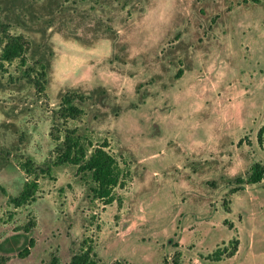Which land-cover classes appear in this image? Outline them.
<instances>
[{"label": "rangeland", "instance_id": "1", "mask_svg": "<svg viewBox=\"0 0 264 264\" xmlns=\"http://www.w3.org/2000/svg\"><path fill=\"white\" fill-rule=\"evenodd\" d=\"M14 36L24 63L1 58ZM66 94L82 113L63 122ZM64 129L114 156L112 202L56 162ZM254 163L264 168V0H0V264H70L88 245L98 264L176 251L180 264H264ZM27 179L35 200L14 207Z\"/></svg>", "mask_w": 264, "mask_h": 264}, {"label": "trees", "instance_id": "2", "mask_svg": "<svg viewBox=\"0 0 264 264\" xmlns=\"http://www.w3.org/2000/svg\"><path fill=\"white\" fill-rule=\"evenodd\" d=\"M252 2H259V0H251ZM27 43L21 36H14L8 39L3 47L1 58L5 61H12L19 59L21 63L26 61ZM181 69L178 70V74ZM37 77L34 80V86L39 93H44L47 84V71L44 65H40L37 71ZM82 98V97H80ZM82 113V109L74 104V99L66 94L62 97L59 108L54 112V117L66 122L67 119H74ZM65 125V124H64ZM263 127L259 132V139L261 140V133ZM50 137L53 140H58L59 137H54L53 127L50 131ZM56 152V162L70 163L77 167V172L89 174L92 185L90 191L96 198L103 199L105 203L112 202V190L119 183V174L115 168L114 156L105 149V145L95 147L91 152H88L82 137L76 135L73 130L68 131L64 129V137L54 148ZM22 170L27 174H33L36 171L33 162L30 159L25 160L20 164ZM42 173L45 171L43 169ZM264 174V168L260 163H254L251 166L250 173L246 178V183L256 184L259 183ZM3 192L4 189L0 187ZM38 191V181L36 179L26 180L20 192L15 196H9L8 202L14 207L29 204L35 200V194ZM26 231L29 230L30 225L24 226ZM33 246V240L30 239L28 246L21 250L18 255L24 257L29 254V248ZM180 253L176 251L171 261L165 259L163 264H180ZM6 258H1L5 262ZM51 264H57L56 259L53 258ZM70 264H98L92 255V246H86L79 254H75L71 258Z\"/></svg>", "mask_w": 264, "mask_h": 264}]
</instances>
